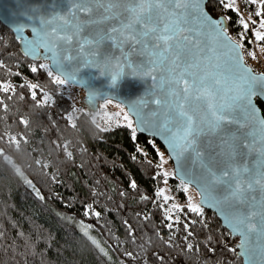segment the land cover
<instances>
[{
	"label": "trees",
	"instance_id": "obj_1",
	"mask_svg": "<svg viewBox=\"0 0 264 264\" xmlns=\"http://www.w3.org/2000/svg\"><path fill=\"white\" fill-rule=\"evenodd\" d=\"M240 1L247 16L254 11ZM206 8L215 18L230 17L228 34L239 39L233 11L217 0ZM251 36L242 50H248ZM40 63L47 62L24 56L0 22V85L14 86L8 92L0 88V264H242L237 238L206 209L207 227L194 214H181L185 223L197 221L189 225L190 236L183 224L166 227L164 211L153 203L163 184L156 176L157 152L147 144L151 137L137 132L134 141L125 124L105 127L97 118L109 100L99 103L97 112L88 111L82 99L67 93L68 84H55ZM30 84L38 85L35 100ZM41 89L51 97L47 103ZM257 103L264 117V105ZM137 145L147 156L137 153ZM132 179L136 189L130 188ZM168 180L175 195L186 199L178 191L180 181ZM86 206L101 215L86 216ZM78 223L107 248L108 257Z\"/></svg>",
	"mask_w": 264,
	"mask_h": 264
},
{
	"label": "snow or ice",
	"instance_id": "obj_2",
	"mask_svg": "<svg viewBox=\"0 0 264 264\" xmlns=\"http://www.w3.org/2000/svg\"><path fill=\"white\" fill-rule=\"evenodd\" d=\"M242 2L245 7L254 6V11L249 12L247 17L236 0H218L225 10L236 14L235 23L240 28L238 40L228 34L227 23L231 18H213L202 7L203 0H68L67 17H58L63 25L50 28L46 34L47 42L46 37L41 35L43 28L39 31L33 29L30 44L32 55L43 48V58L52 61L54 70L48 63H40L39 69L46 70V75L58 85L66 83L61 78V75H66L64 66L57 60V53L66 45L74 44L82 50L87 46L89 52L106 42L116 48L123 44L139 46L148 57L146 67H150V71L145 75H151L152 67L158 69V75L153 76V83L158 89L153 102L158 108L152 112L155 119H141L136 127L124 113L132 139L136 140L138 130L150 137H161L167 143L170 154L176 157L184 155L188 160L200 162L198 176L187 168L184 170L178 191L187 193L189 183L195 182L201 192V202H194L191 196H187L186 205L172 203L165 207L175 197L167 194L170 189L159 187L155 189L156 200L153 203L164 211L165 219L169 221L166 227L172 229L174 225L183 224L189 236L192 234L189 225L197 221L188 219L185 223L181 214L187 218L188 213H192L207 227L202 204L220 208L227 226L241 236L239 246L254 261L256 255L264 259V247L257 244V241H264V199L257 202L256 195H253L254 192L264 191V148L258 165L245 162L244 157L256 142L255 135L249 139V128L257 130L264 141V117L257 116L252 107V97H264V72H257L247 64L242 49L245 37L251 32L249 58L258 59L256 49L251 47L254 42L264 51V0ZM193 17L212 30L232 57L234 80L226 97L219 94V81L211 79L201 69L199 49L195 40L189 39L195 35L191 25ZM17 30L22 31V28ZM30 71L37 72V67H31ZM27 86L32 89L31 96L35 100L38 85ZM10 87L14 86L0 85L4 92L10 91ZM41 93L42 102L47 103L51 97L43 89ZM159 106L163 107L162 113ZM241 111L244 113V125L236 119V114ZM161 115L163 119L159 118ZM233 125L237 126L235 133L232 132ZM147 144L156 150L159 158L156 167L160 171L156 176L162 177L161 183L167 185L170 176L179 173L164 170L166 161L163 153L156 149L155 139H148ZM137 153L147 156L139 145ZM130 188H137L134 179L130 180ZM209 191L215 194L210 196ZM142 198L148 199L146 196ZM84 214L101 215L100 212L92 213L90 206L85 207ZM187 247L191 249L193 246L188 244Z\"/></svg>",
	"mask_w": 264,
	"mask_h": 264
},
{
	"label": "water",
	"instance_id": "obj_3",
	"mask_svg": "<svg viewBox=\"0 0 264 264\" xmlns=\"http://www.w3.org/2000/svg\"><path fill=\"white\" fill-rule=\"evenodd\" d=\"M208 1L210 0H203L202 4L206 13H209L206 8ZM68 7V0H0V22L11 30L18 42L19 50L24 56L34 62H47L54 70L52 61L43 58V48L39 49L36 55H32L30 42L34 36L33 29L39 31L41 28H43L41 35L46 37L47 42L46 34L51 27L59 28L63 25V21L58 17H67ZM78 19L81 18L78 17ZM43 21L48 23H43ZM191 25L195 35L190 36L189 39L195 40L199 49L198 59L201 62V69L206 71L211 79L219 81L217 86L219 94L221 97H226L232 88L235 71L231 63L232 57L229 50L224 43L216 39L210 28L201 24L195 17L192 18ZM20 28H22V31L17 30ZM87 32L86 29L85 33ZM57 60L64 66V73L66 74L61 75V78H64L67 84L83 92V102L88 111L97 112L99 103L110 100L124 107L128 116L132 119L134 127L141 119H155L152 112L158 106L153 101L158 89L153 83V76L158 75V69L152 67L151 75H145L146 72L150 71V67H146L148 57L141 52L139 46L123 44L120 48H116L115 46L111 47L110 42H106L94 51L89 52L87 46L82 50L74 44L66 45L57 53ZM203 71L201 74H203ZM57 74L59 75V73ZM257 100L264 105V97L260 95L252 97V107L256 110V115L263 117ZM159 107L162 113L163 107ZM201 115H204L203 112H201ZM243 116L242 111L236 114V119L240 125L245 123ZM159 118L163 119V116L161 115ZM236 127V125L232 126V132L235 133ZM248 132L250 133L249 139L255 135L256 142L253 149L244 157V160L252 165H258L261 159V150L264 148V141L257 134V130L249 128ZM138 133L150 137L145 132L138 130ZM151 138L155 139L168 155L173 166V172L179 173L174 175L176 179L180 181L186 168L194 176H198L199 161L195 159L188 160L184 155L176 157L174 154H170L164 139L161 137ZM189 186L197 192L199 202H201V192L196 183L191 182ZM208 194L211 196L215 193L209 191ZM253 195H256L257 202L264 199V191L254 192ZM202 207L216 215L221 222V226L230 233L231 238H237L235 248L242 264H264V259H261L260 255H256L253 261L245 254L244 249L239 246L241 236L234 234L227 226L220 208L208 207L207 204H202ZM257 244L264 247V241H257Z\"/></svg>",
	"mask_w": 264,
	"mask_h": 264
},
{
	"label": "rangeland",
	"instance_id": "obj_4",
	"mask_svg": "<svg viewBox=\"0 0 264 264\" xmlns=\"http://www.w3.org/2000/svg\"><path fill=\"white\" fill-rule=\"evenodd\" d=\"M237 2V5L239 6L241 12H243L244 16L247 17L246 13H244L243 9H242V6H241V1L240 0H236ZM255 43V42H254ZM256 44V47L254 49H256L257 51V56H258V59H251L249 58L247 61L250 63L251 62H254V63H257L258 61H261L264 63V51H261L258 44ZM247 52L248 50L245 49ZM248 64V63H247ZM249 65V64H248ZM67 93L69 95H74L76 97V100L77 101H80L81 99L83 100V92L81 93L80 91L76 90V89H73L71 85L68 84L67 86ZM73 97V98H75ZM102 111L100 112V116H98V121L102 124V125H105V127H112L114 125H118V124H125L127 125V121L124 119V113H127L126 110L124 109V107L122 108L121 105L119 104H114V103H106L104 104V107L101 108ZM102 119V120H101ZM130 119V118H129ZM105 122H104V121ZM132 121V119H131ZM157 149L159 150V152L163 153V156H164V160L166 161V163L164 164V170H167L169 171L170 173L173 172V166H172V163L170 162L169 160V157L168 155L166 154V152L164 151L163 148H160V147H157ZM159 163V161H158ZM170 177H174V176H170ZM179 186V184L177 185V187ZM162 187H166L168 189H170V191L167 193L171 196H174L175 199L172 200V201H169L165 207H169L172 203H179L180 205H186L187 204V199H182L180 200V198L175 195V192L176 190H173L171 188V182L168 180V183L167 185H162ZM187 196H191L193 201L194 202H197L199 203V197H198V194L197 192L191 187L189 186L188 187V191L187 193H184ZM79 225V228L80 230L86 234L93 242L94 244L97 246V248L101 251V249H103V251H101L105 256H109L108 254V250L107 248H105V246L100 242L98 241V239L93 235L91 234L90 232V229L85 226L84 224H80L78 223ZM100 247V248H99Z\"/></svg>",
	"mask_w": 264,
	"mask_h": 264
},
{
	"label": "built area",
	"instance_id": "obj_5",
	"mask_svg": "<svg viewBox=\"0 0 264 264\" xmlns=\"http://www.w3.org/2000/svg\"><path fill=\"white\" fill-rule=\"evenodd\" d=\"M243 54L247 53V51L244 49L242 50ZM247 63L253 68L255 69L257 72H264V63L261 61H258L257 63L251 62L250 63L247 61Z\"/></svg>",
	"mask_w": 264,
	"mask_h": 264
}]
</instances>
